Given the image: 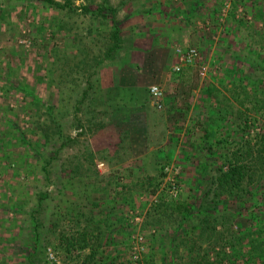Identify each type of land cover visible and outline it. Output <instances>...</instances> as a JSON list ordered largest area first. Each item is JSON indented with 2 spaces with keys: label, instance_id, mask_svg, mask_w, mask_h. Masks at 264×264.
I'll use <instances>...</instances> for the list:
<instances>
[{
  "label": "rangeland",
  "instance_id": "rangeland-1",
  "mask_svg": "<svg viewBox=\"0 0 264 264\" xmlns=\"http://www.w3.org/2000/svg\"><path fill=\"white\" fill-rule=\"evenodd\" d=\"M51 1L0 0V264H82L92 252L68 253L58 238L83 230L98 237L101 264H194L180 241L211 258L244 227L255 236L264 147L244 195L219 200L210 188L242 133L264 146V0ZM102 5L110 17L69 10ZM187 48L197 59L182 65L176 49ZM138 104L168 121L147 145L130 126Z\"/></svg>",
  "mask_w": 264,
  "mask_h": 264
},
{
  "label": "trees",
  "instance_id": "trees-1",
  "mask_svg": "<svg viewBox=\"0 0 264 264\" xmlns=\"http://www.w3.org/2000/svg\"><path fill=\"white\" fill-rule=\"evenodd\" d=\"M47 1L51 5L54 4L51 0ZM55 6L58 5L55 4ZM69 10L74 12L83 10L86 12L101 15L105 18L110 17L112 15V12H114L112 8H107L103 5L90 9L83 7L74 8L73 6H70ZM111 39L113 40V44L109 46L108 53H112L117 46V42H119L117 29H114L111 32ZM236 101L239 105H243L244 101H239L238 98L236 99ZM256 109V111H260L261 115H263L264 117V105ZM248 116L249 115L247 113H242L240 109L237 111V124L239 127L238 130L244 132V130L249 126L250 123L248 121V118L250 117ZM205 134L206 138L212 137L211 135H213V133L209 131H205ZM243 136H245V134L242 133L241 139L239 141L240 146L232 151L230 159L227 158L229 159V161H226L218 168V175L212 181L210 191H212L214 195L219 198V200H221L222 197L225 195L232 197V199L244 195L247 192L246 186L249 185L251 177L253 176V174H255L256 167L259 163L263 161L262 148L264 146H260L259 144L255 145L250 139L243 140ZM263 137L264 136H262L261 138ZM216 143L225 144L226 142L221 139L217 140ZM257 145L259 146V148L256 147ZM173 184H176V182H174ZM170 193L172 194V197H176V191H170ZM174 205L175 203L172 204V207H177ZM250 217L252 220L256 219L254 213H251ZM211 222V219L208 218L206 215L201 218V223L203 224L204 229L211 230L207 233L208 235H206L205 237V239L209 242L211 241V239H215V235L212 229L213 224H211ZM247 222L248 221L246 220V222L244 223L248 225L249 223ZM257 222L258 221H255L254 223V226H256L257 228L255 236L251 237L250 227H244V230L240 232V235L235 240H233L235 244L232 242L230 253L224 251V248H222L212 256L214 258H209V254L206 251H204L202 255H199L198 252L194 251L195 243H190V240L180 241V244L184 245V247L188 249L187 251L189 255L187 256V258H189V260L192 261L194 264H264V239L262 236L264 227L261 228L257 224ZM211 232L213 234H211ZM217 237L216 240L219 241V236ZM98 240L99 239L97 236L92 237V234H88L85 232V230H83L82 232H75L74 234L60 235V237L58 238V245L64 248L68 253L87 248L92 253L85 256L82 264H90V261H92L93 264H101V262L95 259V252L97 250ZM143 264L150 263L149 261L145 260V262L143 261Z\"/></svg>",
  "mask_w": 264,
  "mask_h": 264
},
{
  "label": "crops",
  "instance_id": "crops-1",
  "mask_svg": "<svg viewBox=\"0 0 264 264\" xmlns=\"http://www.w3.org/2000/svg\"><path fill=\"white\" fill-rule=\"evenodd\" d=\"M120 80H119V82H120ZM154 83L160 84V82H158V80L156 82L154 81L153 84ZM124 86H125V80H122L120 83L117 82L116 88H119V90L120 89L124 90V89L130 88V87L132 88V86H130V85H126L125 87ZM147 91H148V89H147ZM147 94H149V93H147ZM151 107H152V104L139 105V108H141V117L138 118V120L133 121L132 120L133 118H131L130 116H127V120H126V121L132 120V123H130L131 128L141 127V129H142L141 133H143V138L146 137V135L148 137L147 143H146V140H144L145 145H147L148 142L154 141L155 137H159L158 132H156V133L153 132V130L155 129L156 126L161 129V128H164V123H166V122L168 123V121L165 119V116H164L163 121H160L159 125L151 122L153 120V118L156 116V114H159V113H155L151 109ZM173 114L174 115H172V116H175V113H173ZM160 115H157V116L159 117ZM171 120H172V117L169 116V121H171ZM135 134L136 133H134V135ZM160 136H161V133H160ZM135 141L136 140L134 139V142ZM148 149L151 150L152 147H149Z\"/></svg>",
  "mask_w": 264,
  "mask_h": 264
},
{
  "label": "built area",
  "instance_id": "built-area-1",
  "mask_svg": "<svg viewBox=\"0 0 264 264\" xmlns=\"http://www.w3.org/2000/svg\"><path fill=\"white\" fill-rule=\"evenodd\" d=\"M176 56L180 64H192L197 59V51L194 48L176 49ZM174 70L176 72H179L180 68L176 67ZM149 96L154 102L156 108L161 109V101L163 99L162 90L157 85H152L149 87Z\"/></svg>",
  "mask_w": 264,
  "mask_h": 264
}]
</instances>
